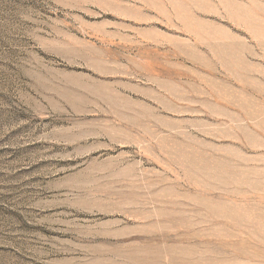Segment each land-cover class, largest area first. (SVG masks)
Here are the masks:
<instances>
[{"label": "rangeland", "instance_id": "obj_1", "mask_svg": "<svg viewBox=\"0 0 264 264\" xmlns=\"http://www.w3.org/2000/svg\"><path fill=\"white\" fill-rule=\"evenodd\" d=\"M0 264H264V0H0Z\"/></svg>", "mask_w": 264, "mask_h": 264}]
</instances>
